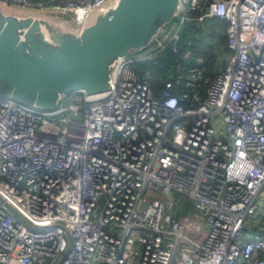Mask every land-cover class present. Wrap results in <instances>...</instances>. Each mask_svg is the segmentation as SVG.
I'll use <instances>...</instances> for the list:
<instances>
[{
  "label": "built area",
  "instance_id": "1",
  "mask_svg": "<svg viewBox=\"0 0 264 264\" xmlns=\"http://www.w3.org/2000/svg\"><path fill=\"white\" fill-rule=\"evenodd\" d=\"M113 1L0 6L80 32ZM174 19L114 63L101 94H64L54 109L0 96V264H58L67 250L60 264H264V0H180ZM206 19L225 23L231 51L211 79L179 36ZM167 50L173 72L156 93L133 65Z\"/></svg>",
  "mask_w": 264,
  "mask_h": 264
},
{
  "label": "water",
  "instance_id": "2",
  "mask_svg": "<svg viewBox=\"0 0 264 264\" xmlns=\"http://www.w3.org/2000/svg\"><path fill=\"white\" fill-rule=\"evenodd\" d=\"M179 5L180 0H114L80 32L0 6V96L54 109L64 94L107 91L114 63L146 49ZM188 232L195 235L192 228Z\"/></svg>",
  "mask_w": 264,
  "mask_h": 264
},
{
  "label": "rangeland",
  "instance_id": "3",
  "mask_svg": "<svg viewBox=\"0 0 264 264\" xmlns=\"http://www.w3.org/2000/svg\"><path fill=\"white\" fill-rule=\"evenodd\" d=\"M175 25V19L173 18L169 24L164 26L162 30L164 32L171 31L173 26ZM222 22L217 19H206L204 22V25L201 26L198 25L194 21L185 23L182 28L180 29L179 36L183 40L186 37H190L195 39L200 43V49L202 51L209 50L214 54L213 61H211V70L213 72L221 70L229 60L230 53L226 46L225 41V33L224 29L222 28ZM147 49V48H146ZM144 49L143 51H145ZM142 51V52H143ZM141 53V52H138ZM137 53V54H138ZM131 57H136V54L130 55ZM172 198L174 199L175 203L179 206L181 209H185V213L187 214H196V210L194 209V203L192 200L188 199L185 196H182L180 194H173ZM258 206L260 208V205L264 206V191H262L258 197ZM182 214L181 211H179L178 215ZM264 220V215L261 218ZM254 222L250 218L245 224H244V230L248 229L249 226H251Z\"/></svg>",
  "mask_w": 264,
  "mask_h": 264
},
{
  "label": "trees",
  "instance_id": "4",
  "mask_svg": "<svg viewBox=\"0 0 264 264\" xmlns=\"http://www.w3.org/2000/svg\"><path fill=\"white\" fill-rule=\"evenodd\" d=\"M220 21V20H219ZM222 22V21H221ZM222 28L225 30V23L222 22ZM192 42L194 45V49L201 47L200 43L192 38ZM196 55H200L205 63L206 71L204 76L208 77L209 79L213 78L216 74V71L213 72L211 70V61H213L214 54L209 50L204 51H195ZM175 56L167 50L165 55L157 57L155 60H145L136 62L133 66L137 72L141 74L148 73L149 82L154 90V92H159L161 89V82L173 72V63H174ZM211 61H210V60Z\"/></svg>",
  "mask_w": 264,
  "mask_h": 264
},
{
  "label": "bare ground",
  "instance_id": "5",
  "mask_svg": "<svg viewBox=\"0 0 264 264\" xmlns=\"http://www.w3.org/2000/svg\"><path fill=\"white\" fill-rule=\"evenodd\" d=\"M2 8H3L5 11H13V12H15V13H22V12H20V11H18V10H14V9L6 8V7H4V6H2ZM23 13H24V12H23Z\"/></svg>",
  "mask_w": 264,
  "mask_h": 264
},
{
  "label": "crops",
  "instance_id": "6",
  "mask_svg": "<svg viewBox=\"0 0 264 264\" xmlns=\"http://www.w3.org/2000/svg\"><path fill=\"white\" fill-rule=\"evenodd\" d=\"M261 214H262V216L264 215V206L263 205L261 207Z\"/></svg>",
  "mask_w": 264,
  "mask_h": 264
}]
</instances>
